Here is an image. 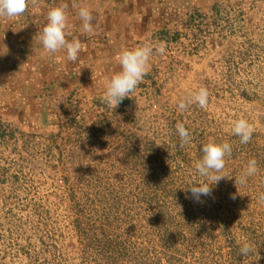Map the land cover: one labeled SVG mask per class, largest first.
<instances>
[{"label":"rangeland","instance_id":"rangeland-1","mask_svg":"<svg viewBox=\"0 0 264 264\" xmlns=\"http://www.w3.org/2000/svg\"><path fill=\"white\" fill-rule=\"evenodd\" d=\"M167 32L150 43L142 83L116 107L104 91L80 88L17 116L0 113V264H107L125 246L131 258L159 234L161 210L181 236L175 264H232L230 247L245 242L252 253L242 264H264V0H222L218 12L201 6ZM200 87L207 106L180 110ZM241 117L254 130L248 144L232 132ZM180 124L191 136L183 146ZM210 138L232 145L229 177L196 203L190 187L206 178L195 163ZM253 158L258 172L236 184ZM164 252L151 251L147 264L157 256L170 264Z\"/></svg>","mask_w":264,"mask_h":264},{"label":"crops","instance_id":"crops-1","mask_svg":"<svg viewBox=\"0 0 264 264\" xmlns=\"http://www.w3.org/2000/svg\"><path fill=\"white\" fill-rule=\"evenodd\" d=\"M61 2L29 0L23 15L12 19L0 17V110L39 109L47 92L80 88L104 91L100 84L120 70L118 57L123 48L158 41L159 33L177 25L185 13L213 3L212 0H67L70 31L82 46L79 61L70 63L63 50L50 54L39 39L48 10ZM80 6L93 11L92 33H82L77 17Z\"/></svg>","mask_w":264,"mask_h":264},{"label":"clouds","instance_id":"clouds-1","mask_svg":"<svg viewBox=\"0 0 264 264\" xmlns=\"http://www.w3.org/2000/svg\"><path fill=\"white\" fill-rule=\"evenodd\" d=\"M29 0H0V17L16 18L25 13ZM78 20L82 25V33H92L94 15L88 6H80L77 12ZM69 22V3L62 0L61 3L50 8L47 12L46 23L40 33V43L50 54H55L61 50L66 53V60L70 63H77L82 52L81 42L72 36ZM71 37V38H69ZM153 47L150 43H144L133 48H123L120 51L118 60L120 70L113 73L107 80L102 81L100 87L104 89L103 101L108 105L118 106L124 98L136 90L144 80L149 71ZM159 52H164V46L159 47ZM2 55V54H0ZM209 102V91L200 87L186 97L180 99L178 108L186 109L190 104H197L200 108H205ZM181 145L188 144L191 136L190 132L183 124L177 128ZM253 127L246 118L237 119L232 128L234 135L240 138L241 144H248L253 137ZM202 157L196 161L195 170L200 177L206 178L203 183H195L190 187L191 198L196 203H202V197L212 195L213 185L229 177L224 174L226 157L232 153V145L229 142H218L215 138H210L202 146ZM258 172V162L255 158L247 162L246 167L239 176L236 177V184H244L248 178ZM210 181V182H209ZM235 198V197H233ZM252 253V246L245 242L240 248V254L248 256Z\"/></svg>","mask_w":264,"mask_h":264},{"label":"trees","instance_id":"trees-1","mask_svg":"<svg viewBox=\"0 0 264 264\" xmlns=\"http://www.w3.org/2000/svg\"><path fill=\"white\" fill-rule=\"evenodd\" d=\"M212 1H213L212 9L216 10V12L220 11V3L222 2V0H212ZM176 12L177 11H175L174 13H176ZM190 12H187L185 14L187 15ZM179 15H180V13H177L176 17L179 18ZM174 20H176V19H174ZM170 21H172V20H170ZM168 36H169V32H167V30H163L160 33L161 39L169 38ZM47 93L50 96V98L48 97V95L46 96L48 101H50L51 98H55V96L52 93H50V92H47ZM46 98H43L44 101H46L45 100ZM10 111L12 112L13 115L17 116L23 110L10 108V110H5V111L0 110V113L3 114L5 112H10ZM4 125L5 124L0 122V127L4 126ZM140 146L141 145H138L139 148H140ZM135 147H137V146H135ZM139 155H141V154H139ZM0 173H1L0 175H3V172H0ZM145 174H147V173H145ZM56 175H58L57 172H56ZM151 175H154V181L156 183L161 182V178L159 177V175H157V174H151ZM62 179H63L62 181L65 185L69 184L70 178H69L68 174H65V176H63ZM99 194L100 193L97 192L98 196H99ZM70 195H71V199L74 202V200L76 198V194L74 193V190L70 192ZM107 211H108V213L106 216H108L111 213V210H110V212H109V210H107ZM75 212L77 213V217L73 222H74L75 228H76L79 236L82 237L81 229H83V222L79 218V216L81 215V212L78 209H76ZM106 218H109V217H106ZM156 222L158 223L159 228L161 230H159V232H158L159 234L154 235L155 240H151L150 238L147 239L145 241L146 245H144L142 247H138L137 251L135 253H133V251H132V257L131 258H130V252H128L127 246H125V248L123 250H121V252L118 253L117 258H113L111 256H108L107 259H105V262L107 264H147L146 258L151 254V251H156V250H158V248H161L162 251H165L167 253V254H165L167 262L170 264H175L173 262V257H176V256H172V255H174L176 253V251H179L177 248V241H180L181 236H178L177 234L171 233V231H170L171 224L174 223V219L171 216L166 217V214H163V211L161 210L157 219H156ZM187 239H189V238H186V240ZM184 242H185V240H184ZM109 245H112V244H109ZM202 245H204V243H202ZM109 248L110 247H108V249ZM230 248H231L230 249V252H231L230 259L232 261V264H242L246 256H243L240 254V248L238 246H234L232 244V246ZM108 249L104 250L103 255H105V254L107 255V253L109 254ZM111 251L112 250L110 249V252ZM130 259H132V260H130ZM154 259L156 260V262L154 264H161L163 262V258L161 256H157ZM132 261H134V262L132 263Z\"/></svg>","mask_w":264,"mask_h":264}]
</instances>
